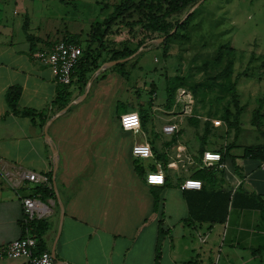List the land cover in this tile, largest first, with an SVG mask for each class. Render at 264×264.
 I'll return each mask as SVG.
<instances>
[{
    "label": "crops",
    "instance_id": "0c3cea01",
    "mask_svg": "<svg viewBox=\"0 0 264 264\" xmlns=\"http://www.w3.org/2000/svg\"><path fill=\"white\" fill-rule=\"evenodd\" d=\"M12 38L13 30L0 19V249L30 232L22 225L21 198L45 185L52 193L34 198L45 211L41 240L50 254L54 250L57 264H156L158 247L157 264H264V220L258 209L248 207L253 199L264 204V163L243 155L239 137L223 153L221 146L228 142L217 143L221 131L211 129L203 152H218L221 160L206 166L202 143L194 142L191 131L180 130L181 119L172 109L164 108L162 115L151 111L145 126L139 116L142 104L119 111L118 91L124 86L116 79H99L106 71L124 78L113 65L90 73L84 88L73 82L67 109L55 117L59 110L52 101L60 84L49 68L32 59L29 43L15 48ZM12 85L21 87L18 108L42 113L44 122L8 109L5 92ZM176 121L175 132L163 130ZM144 142L152 155L135 157L132 146ZM158 168L164 183L148 184L146 174ZM203 169H212L216 177L209 185L200 176L202 187L235 197L221 223L187 220L189 206L204 201L199 190H181L180 184ZM23 172L47 179L51 174L52 181L28 182L21 179ZM0 264H29V259L0 255Z\"/></svg>",
    "mask_w": 264,
    "mask_h": 264
},
{
    "label": "rangeland",
    "instance_id": "374dc122",
    "mask_svg": "<svg viewBox=\"0 0 264 264\" xmlns=\"http://www.w3.org/2000/svg\"><path fill=\"white\" fill-rule=\"evenodd\" d=\"M118 1L6 0L0 1V19L3 25L13 30L15 48L28 44L23 31L25 16L28 18V33L42 39L43 43L37 48L41 45L45 47L47 42H58L68 34H79L84 42L90 24L107 15ZM193 11L196 14L188 29L189 40L171 39L164 52L161 46L163 38L148 35L136 53L125 61L128 78L106 71L101 73L99 79H105L108 83L116 79L115 82L124 86L123 90L118 91V99L123 103L120 112L128 105L142 104L147 109L150 98L147 91L153 83L156 91L152 101L153 115L164 114L167 82L185 84L191 90L183 88L190 91L193 98L191 113L182 114L179 107H173L172 115L181 119L180 130L183 133L191 131L194 142L200 140L202 143L200 137H207L213 128L221 131L222 135L217 136V143L221 145L222 140L231 144L238 137L237 144L243 147L263 142L261 133L250 124V119L257 99L264 95V72L260 69L264 55V0H205ZM184 15L168 20L174 24ZM223 44L235 49L230 80L238 75L236 89L239 103L244 106L236 140L235 128L224 122L226 107L232 112L235 110L229 101L230 94L225 87L216 85L227 82L221 74L228 55H224L221 63L214 60L218 47ZM106 58L102 54L99 63ZM106 63L103 62L99 69L110 66ZM238 151H242L241 148Z\"/></svg>",
    "mask_w": 264,
    "mask_h": 264
},
{
    "label": "trees",
    "instance_id": "16d2710c",
    "mask_svg": "<svg viewBox=\"0 0 264 264\" xmlns=\"http://www.w3.org/2000/svg\"><path fill=\"white\" fill-rule=\"evenodd\" d=\"M198 1L200 0H119L113 5L112 10L107 13V15L100 20L93 21L90 24L88 36L84 42L81 41L79 34L66 35L62 41L67 43L73 42L80 45L82 47V56L77 65L73 68L71 83L68 85H59L56 96L52 101V105H55L60 111L68 104L70 96L68 88L73 82L78 83L82 88H84L89 79V74L97 70L103 62L129 58L137 51V48L147 40L148 35H153L155 38H163L161 46L164 48V52L167 50L171 39L189 40L188 29L196 12L193 11L189 13L187 17L183 18V20H176L174 24H171L168 19L182 14L186 15ZM204 1L205 0H203L201 4ZM173 28H175V30L169 34V31ZM23 31L26 35V40L29 43V53L31 54L37 49V42L42 41V39L28 33L27 16H25L23 23ZM134 42L136 43L134 44ZM47 44L46 48L50 47L54 43L48 42ZM223 51L225 52L223 53ZM234 51L235 49L230 47L229 44L220 45L217 49L214 60L221 63L224 59V55H228L226 57V64L221 74L227 82H218L216 85H218V87H225L230 94L229 101L235 110L232 112L228 107H226L224 122L228 126L235 128L234 139L236 140L239 132L240 117L244 111V106L239 103V95L236 89L238 75L233 80H230L231 74L233 73L232 68ZM102 54H105L107 58L100 64L99 60L101 59ZM125 61L113 65V68L118 71L121 76L128 78L129 71L124 69L126 64ZM260 69L264 72V55L261 61ZM215 81L217 83V80ZM150 85L151 89L147 91V94L150 96L147 103V109H143L142 107L139 109L142 126H145L150 120L153 95L156 92L154 84L151 83ZM180 87L190 89V87L185 84L174 82L170 84L167 82L165 86L166 99L163 105L165 109L171 110L175 107L176 91ZM20 93L21 87L18 85H12L7 88L5 92V101L8 109L14 115L29 117L31 120H33V117L35 116L42 119L43 116L40 112L30 108H18ZM42 120L44 122V118ZM189 121L193 122L191 119H189ZM250 124L261 133L264 139V95L257 99V106L251 113ZM200 139L204 145L206 141L205 135L200 137ZM232 144L234 145V142ZM232 144L222 145L221 152L227 153ZM200 152H203V146L200 147ZM243 155L264 163V141L258 144L244 146ZM198 171L199 172L193 174L194 178L198 179L200 176H203L206 182L211 185V181L216 177L215 172H213L212 169H203ZM48 180L50 182L52 181L51 174L49 175ZM32 191L33 194H30L29 196H38L41 199L52 193V189L46 187L45 185L35 187ZM198 196L201 202L204 201V205L197 206V208L189 206L190 216L187 220H209L212 223H221L225 220L228 206L233 204L235 198L234 195L231 198L230 193L224 192L220 189L213 188L211 191H208L207 187H202L198 191ZM158 205L159 196L154 195V206L158 208ZM248 207L258 209L261 212L262 220H264V204L260 200L253 199ZM197 211H201L202 213L200 215L202 216L196 214ZM22 225L24 228H28L30 230V235L38 239L36 252L45 251L46 249L44 248L41 240V236L47 226L45 220L42 218L34 219L27 224H24L22 221ZM158 260L159 247L156 252V264L158 263ZM188 264H191V262H188Z\"/></svg>",
    "mask_w": 264,
    "mask_h": 264
},
{
    "label": "built area",
    "instance_id": "2783aa9c",
    "mask_svg": "<svg viewBox=\"0 0 264 264\" xmlns=\"http://www.w3.org/2000/svg\"><path fill=\"white\" fill-rule=\"evenodd\" d=\"M82 56V47L73 42H64L62 40L55 42L48 48L36 49L31 53V57L41 65L46 66L51 71L56 83L68 85L72 81V71ZM193 98L190 91L180 87L176 91L175 107H179L182 114H190L192 110ZM122 123L128 126L127 118H123ZM177 121L163 126L165 132H175L177 130ZM132 154L138 158H148L152 155L148 143H137L132 146ZM221 155L218 152H203L202 162L207 166L208 163L220 162ZM222 166V165H220ZM21 179L35 184L47 182V177L39 176L35 172H23ZM145 180L148 184L162 185L165 181L164 173L161 168L150 171L146 174ZM202 182L199 179L186 178L180 184L181 190H200ZM39 201L31 196L21 198L22 220L25 224L39 219L45 211L40 209ZM38 239L30 235L15 239L0 249V255L10 258L26 257L29 264H57L51 257L49 251L36 252Z\"/></svg>",
    "mask_w": 264,
    "mask_h": 264
},
{
    "label": "water",
    "instance_id": "95a60500",
    "mask_svg": "<svg viewBox=\"0 0 264 264\" xmlns=\"http://www.w3.org/2000/svg\"><path fill=\"white\" fill-rule=\"evenodd\" d=\"M203 0H200V1H198L189 11H188V13L183 17V18H185V17H187V15L189 14V13H191L201 2H202ZM183 18H182V20H183ZM181 20V21H182ZM175 30V28H173V30L172 31H174ZM172 31L169 33V34H171L172 33ZM136 53V52H135ZM134 53V54H135ZM133 54V55H134ZM132 55V56H133ZM132 56H130V57H132ZM129 57V58H130ZM129 58H126V59H121V60H115V61H110V62H107L106 63V65H115V64H117V63H120V62H124L125 60H127V59H129ZM88 84H89V82L87 83V86H88ZM69 105V104H68ZM68 105H66L64 108H62L59 112H57L56 114H55V117L56 116H58V115H60L61 113H63L66 109H67V107H68ZM50 122H51V120H49L48 122H46V124H45V126H44V134H45V137L47 138V139H49V136H48V133H47V127H48V125L50 124ZM53 155H54V157H56V152L55 151H53ZM51 257L56 261V258H55V254H54V250L52 249V251H51Z\"/></svg>",
    "mask_w": 264,
    "mask_h": 264
}]
</instances>
